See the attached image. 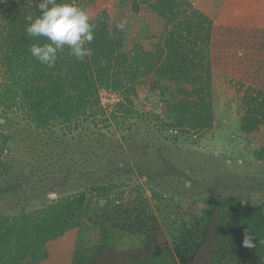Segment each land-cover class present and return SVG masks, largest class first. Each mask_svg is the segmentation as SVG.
Segmentation results:
<instances>
[{"label": "trees", "instance_id": "trees-1", "mask_svg": "<svg viewBox=\"0 0 264 264\" xmlns=\"http://www.w3.org/2000/svg\"><path fill=\"white\" fill-rule=\"evenodd\" d=\"M64 2L76 4L57 0ZM120 2L118 11L104 7L88 14L96 25L94 40L86 44L91 55L79 60L65 46L49 67L29 51L33 43L48 41L26 32L27 17L41 15L39 0H0V264L20 259L92 264L104 246L115 247L129 235L140 236L141 249L117 264H264V201L253 200L242 186L186 205L174 201L168 189L152 182L164 171L178 174L177 169L131 168L126 161L144 145L134 139L136 133H114L112 142L124 155L120 159L114 147L106 168L61 167L68 156L73 162L65 150L44 158L58 139L78 140L87 133L85 140L101 148L107 136L102 125L133 131L150 127L155 117V131L172 146L181 138L196 142L212 136L213 75L226 67L235 48L237 60L263 77L238 101L234 140L251 141L254 159L264 164V0H226L217 20L225 40L216 35L217 22L188 0ZM147 76L166 89L151 120L137 87ZM102 88L118 94L112 108L102 105ZM23 118L28 127L21 129ZM58 126L63 134L49 137ZM21 141L29 158L15 152ZM38 190L43 192L32 193ZM245 232L253 235L255 247L243 246Z\"/></svg>", "mask_w": 264, "mask_h": 264}, {"label": "rangeland", "instance_id": "rangeland-1", "mask_svg": "<svg viewBox=\"0 0 264 264\" xmlns=\"http://www.w3.org/2000/svg\"><path fill=\"white\" fill-rule=\"evenodd\" d=\"M120 1L73 0L76 3L75 5L79 2L82 3L89 15L95 14L104 7L111 11H118L123 6ZM142 21H144V17H142ZM219 36L223 40L226 39L222 32L219 33ZM234 50L235 48L228 52L229 59L226 61V67L213 75L214 109L217 120L212 136L197 139L196 142L186 141L181 138L178 148L172 146L155 131V123L157 121L155 117V121H150V127L144 124L140 129L133 131L125 130L123 126H120L121 130L116 131L115 126L111 124L102 125V129L107 136L103 140L101 148L92 147L91 141L85 140L87 133L81 138L83 142L81 139L74 140L70 137L63 138V142L58 139L52 148L46 149L44 158L46 156L49 158V154L55 153V151L59 153L65 150L73 162H67L68 156L66 161H62L61 167H72V169L106 168L111 165V160H114L112 156L109 157V154L114 152V147L120 159L124 155L116 145L114 146V142H112L114 141L112 140L113 135L116 134L117 137H123L128 135V133H136L134 139H142L144 145L137 147L138 156H131L130 160L126 159V161L132 162L131 168L151 166L160 171H163V169L170 171L177 169L178 174L165 175L164 171L157 175L156 178L158 179H155L156 182H152L154 185L159 183L168 189V194L172 195L174 201L186 205L194 198L223 191H237L241 186L243 190L253 195L251 197L253 200L264 201L262 197L264 196V164H260L254 159L251 141L245 137H239L234 140L236 135L235 125L240 115L238 101L247 87L260 85L261 76L256 75L253 71L251 72L249 66L247 68L246 65L241 64L237 60L238 57L236 55L238 53L236 52V55L233 54ZM247 69L250 73L244 74L243 71ZM1 71L0 68V78ZM162 86H164L163 83L155 80L152 76L144 77L137 82L140 95L146 99L144 110L148 113L150 120L152 113L158 114L157 112L161 109L160 100L162 101V97L159 95L165 94L166 91V89L164 91ZM110 108L112 107L110 106ZM219 119L222 122H219ZM129 122L134 123L135 119L131 118ZM19 123H21L19 125V127H22L21 129L28 127L25 118L20 119ZM63 131V128L58 126L56 127V134H51L49 137H59L63 134ZM74 131L77 133V130ZM31 135L35 137L36 133H31ZM42 137H45V139L49 138L48 135H42ZM151 137H155L156 142L152 141ZM151 142L154 144L145 147ZM28 150L29 148L25 141H21V146L17 147L15 152H17L19 157L29 158L32 154ZM94 150L98 151L99 157L97 153L92 152ZM139 183H143V181L139 180ZM145 188V193L148 198H151L150 187L145 185ZM42 192L41 190L32 191L35 195ZM169 212L173 213L172 211ZM171 213L169 214L172 216ZM93 236H98V233L95 232ZM140 240L139 235H129L121 238L122 242L117 243L115 247L106 248L104 246L101 255L92 264H117L127 253H133L141 249ZM123 247L130 250L123 252L121 250ZM27 261V259H20L16 260L14 264H26Z\"/></svg>", "mask_w": 264, "mask_h": 264}, {"label": "clouds", "instance_id": "clouds-1", "mask_svg": "<svg viewBox=\"0 0 264 264\" xmlns=\"http://www.w3.org/2000/svg\"><path fill=\"white\" fill-rule=\"evenodd\" d=\"M37 7L41 15L35 19L27 17L26 32L31 38L44 37L48 42L31 45L29 51L36 60L53 67L65 46L70 49V55L79 60L91 55L86 44L94 40L96 25L90 22L87 12L73 3H57V0H39ZM253 239V235L245 232L243 246L255 247Z\"/></svg>", "mask_w": 264, "mask_h": 264}, {"label": "crops", "instance_id": "crops-1", "mask_svg": "<svg viewBox=\"0 0 264 264\" xmlns=\"http://www.w3.org/2000/svg\"><path fill=\"white\" fill-rule=\"evenodd\" d=\"M188 1H190L194 5V7L200 9L202 12L210 16L216 22L219 19L220 15L222 14L224 5L226 3V0H188ZM217 27H218V31L216 32L217 33L216 35L219 37L220 30H219L218 22H217ZM223 35H226V33H224ZM261 75H262L261 77H263V74Z\"/></svg>", "mask_w": 264, "mask_h": 264}, {"label": "built area", "instance_id": "built-area-1", "mask_svg": "<svg viewBox=\"0 0 264 264\" xmlns=\"http://www.w3.org/2000/svg\"><path fill=\"white\" fill-rule=\"evenodd\" d=\"M100 96L103 106H111L115 102L119 101V96L115 92L111 90H107L105 88H102L100 90Z\"/></svg>", "mask_w": 264, "mask_h": 264}]
</instances>
